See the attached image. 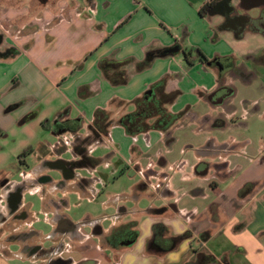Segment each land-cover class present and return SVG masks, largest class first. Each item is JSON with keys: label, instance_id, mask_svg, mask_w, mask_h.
<instances>
[{"label": "crops", "instance_id": "1", "mask_svg": "<svg viewBox=\"0 0 264 264\" xmlns=\"http://www.w3.org/2000/svg\"><path fill=\"white\" fill-rule=\"evenodd\" d=\"M20 1L31 3L0 0V219L7 216V193L17 185L19 206L32 218L24 195L40 188L50 226L52 202L60 200L65 202L60 211L71 223L79 222L65 212V192L94 200L98 177L82 176L78 170L85 168L74 166L76 176L68 177L64 186L53 189V183L39 182L42 175L54 181L63 177L62 170L49 163L77 159V153L65 159V152L54 148L59 140L77 135L88 139L97 109L110 111L117 120L133 110V99L164 79L167 92L178 91L167 108L184 111L168 132L131 136L124 131L132 138H127V152L121 143L124 129L115 122L102 141H87V154L101 162L86 169L120 155L119 163L137 179L119 196L136 204L117 202L108 227L102 223L107 214H87L83 219L91 222L85 227L91 229H75L85 235L82 239L65 238L71 247L67 254L75 263L92 264H264V133L258 140L248 135L254 122L264 119V59L252 61L264 54V30L246 22L235 32L222 25L221 12L200 13L210 0H38L34 9L17 6ZM231 4L247 19L264 14V0ZM177 44V52L163 55ZM150 53L155 54L137 69ZM102 59L126 62V82L112 84L99 67ZM221 89H227L228 96L219 103L215 93ZM242 91L245 95L237 99ZM188 121L199 133L196 144L189 146L194 150L189 170L168 172L167 149H158H171L172 130ZM43 131H50L51 138ZM105 142L113 146L110 154H90ZM34 145L42 149L41 163L30 171L26 157ZM232 145L230 150L217 148ZM157 150L156 163L152 156ZM16 161L21 181L10 179L8 164L12 167ZM48 169L57 170L59 177ZM80 177L91 178L88 196L74 187ZM18 223L19 231L26 228L23 219ZM116 230H123L125 238L136 231L133 243L110 244L106 239ZM9 232L4 228L0 240ZM159 241L170 246L163 251ZM0 256L15 259L9 252L0 251ZM24 262L32 264L31 259Z\"/></svg>", "mask_w": 264, "mask_h": 264}, {"label": "rangeland", "instance_id": "2", "mask_svg": "<svg viewBox=\"0 0 264 264\" xmlns=\"http://www.w3.org/2000/svg\"><path fill=\"white\" fill-rule=\"evenodd\" d=\"M28 0H25V2ZM194 3H198L202 0H193ZM38 0H31V3H17V6L22 5H28L29 8L34 9L37 4ZM12 4V3H10ZM84 43V42H82ZM80 43V44H82ZM245 92H241L239 95H237V99H239L241 96H244ZM172 127V126H171ZM198 126L196 124H192L188 121V123H184L181 126L175 128V130H172L171 134L174 138L173 145L171 149L168 150L166 145H161L158 150L160 152H164L166 149L165 156L168 159V172H174V171H188L189 170V164L191 161V158L193 157L194 150L191 149L190 144L193 142H196V139L198 137V130L196 129ZM122 132V140L121 143H124L126 146L127 152H128V139H132L131 137H126L124 130H121ZM44 135L47 136V139H50L51 132L50 131H43ZM261 133H264V119L257 120L254 122V125L249 129L248 135L253 140H258L259 135ZM264 135V134H263ZM120 136V135H119ZM196 144V143H195ZM194 144V145H195ZM10 145V144H9ZM35 146V151L32 152L30 156L26 157V164L28 165L27 169H34L35 166H39L41 162H39L41 157V148L38 145ZM8 146H5L4 148H7ZM158 150L156 152H153V159L154 162L156 161V157L158 154ZM113 151V146L109 145L107 142L103 144L96 145L91 149L90 154L92 156L98 157V156H105L107 154H110ZM262 152H264V149H261ZM51 152L48 150V154ZM70 152L69 150L63 154V158L69 159L70 158ZM39 156V159H36ZM120 157V155L116 154L114 157H111L110 159L106 158L100 165H98L95 169L89 170V169H79L78 172L82 176L91 177V176H97L98 181L95 184V188L98 192V197L96 199H88L85 197H81L77 192L73 190H69L65 192V196L68 200V207L65 209V212L70 215L74 220L79 221L83 219L87 214H107L106 218H103L102 223L103 226L108 227L110 226V222H112L113 218H111V215L116 212V203L119 202L121 204L126 205L127 207H133L135 206L136 202L132 200V198L126 199L124 195L119 196L121 192L124 190H130L129 185L137 179V176L130 177L129 172L126 170L124 166H122L117 158ZM51 162H54L56 157H50ZM38 160V161H37ZM157 163V161H156ZM17 161L13 164L12 167L11 163L8 164V168L11 170V180L14 181H21L22 175L18 173L17 168ZM159 164V163H158ZM157 165V164H156ZM159 167V165H157ZM48 168V167H47ZM46 167H41L42 170H46ZM30 170V171H32ZM49 173L59 177L60 173L57 170L48 169ZM102 180H104L106 183H104ZM53 189H57V187L52 186ZM121 197V199H120ZM24 200L27 204L30 205V211L33 213V216L35 218V222L33 223V227L41 230L42 233H48L50 231V224L48 219L50 218V214L44 211L43 204H42V196L40 193V188H37L35 190L26 191L24 195ZM107 202V203H105ZM110 202V204H108ZM145 201L140 203V205H144ZM139 206V205H138ZM85 227V225H84ZM87 230H90L91 227L86 226ZM67 249L65 250V254L69 253V250L71 249L70 243L67 242ZM108 252L111 254V251L108 250ZM0 264H26L24 261H19L16 259H6L3 256H0Z\"/></svg>", "mask_w": 264, "mask_h": 264}, {"label": "flooded vegetation", "instance_id": "3", "mask_svg": "<svg viewBox=\"0 0 264 264\" xmlns=\"http://www.w3.org/2000/svg\"><path fill=\"white\" fill-rule=\"evenodd\" d=\"M208 12H221L224 15L222 25H226L235 29V32H239L242 25L249 24L251 27L259 28L264 30V14L258 19H247L244 15L237 14L236 9L231 4V0H210L208 7L205 9ZM204 11V12H205ZM261 15V14H260ZM247 22V23H246ZM264 59V54H260L257 57H252L254 63H259ZM247 74V73H246ZM216 100L222 102L224 98L228 96L227 89H221L215 93ZM63 129L67 130L66 126ZM66 132V131H65ZM73 135L75 132L71 131ZM235 145L231 147H217L225 148L226 150L233 149ZM57 152H67L69 150L70 159L76 154V151L81 150L84 153L88 152L87 139L80 136H75L67 140H59L57 146L54 148ZM75 161V160H74ZM74 161H62L59 160L56 163H49L62 170V176L53 180L49 175H42L37 180L42 183H53L55 187L64 186L68 177L76 176L74 171ZM75 178V177H74ZM19 187H15L7 193V216L1 217L0 221V232L4 228H9L10 232L3 240H0V250L3 253H10L16 260L29 261L31 259L32 264H89L88 262L75 263L69 254H65V250L68 245L65 243V238H84L85 235L76 233L75 229L81 228L83 225L90 223L86 219L80 220L77 223H71L69 218L61 212L62 205H65L63 200L58 202H52L53 212L51 216V226L48 233H42L33 227L35 219L26 213L24 208H21L18 203ZM118 213L115 217H119ZM25 221L26 228L24 230H18L19 223L21 220ZM130 238H125L123 230H116L110 236L107 237V241L114 245L119 246L128 239L135 237L134 233L129 235ZM11 245L14 247L13 250L6 251L4 246ZM159 248L163 251L167 250L170 246L169 243L159 241ZM24 258V259H22Z\"/></svg>", "mask_w": 264, "mask_h": 264}, {"label": "trees", "instance_id": "4", "mask_svg": "<svg viewBox=\"0 0 264 264\" xmlns=\"http://www.w3.org/2000/svg\"><path fill=\"white\" fill-rule=\"evenodd\" d=\"M208 3L202 5L199 9L203 13L208 7ZM198 58H201V53L196 50ZM155 53H150L145 60L137 65V69L143 68L147 62L154 56ZM204 59V58H203ZM126 62H115L100 60L99 67L104 76L115 85L126 82V74L122 69ZM113 69V71H111ZM178 95V91L167 92L165 90V80L160 79L153 83L149 89L141 96L132 100L133 110L120 115L117 120L112 118V113L108 110L97 109L94 112L92 122L89 125L90 136L87 141L97 143L102 141L103 136H108L110 127L116 122L121 125L126 134L135 136L139 133H145L149 130H160L164 133L168 132L170 127L184 115V111L173 113L169 111L167 106L172 103ZM124 104V103H119ZM45 122L42 123L44 126ZM90 138V139H89ZM27 151H24L25 154ZM77 159L74 161V166L77 168H94L96 164L101 162V159L89 156L81 150L76 151ZM91 178H78L74 184L76 189H80L86 196L89 195L86 187L90 184ZM85 188V189H84ZM135 226V224H132ZM137 232L134 231V235ZM89 264H92V262Z\"/></svg>", "mask_w": 264, "mask_h": 264}, {"label": "water", "instance_id": "5", "mask_svg": "<svg viewBox=\"0 0 264 264\" xmlns=\"http://www.w3.org/2000/svg\"><path fill=\"white\" fill-rule=\"evenodd\" d=\"M180 48V45H174L172 47H169L168 49L165 50V53L163 55H166V54H172V53H175L179 50ZM133 243V239H128L126 241L123 242V244H126V245H131Z\"/></svg>", "mask_w": 264, "mask_h": 264}]
</instances>
